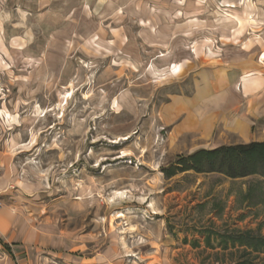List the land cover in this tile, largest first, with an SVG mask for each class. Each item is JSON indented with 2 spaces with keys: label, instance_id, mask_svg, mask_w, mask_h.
Wrapping results in <instances>:
<instances>
[{
  "label": "rangeland",
  "instance_id": "rangeland-1",
  "mask_svg": "<svg viewBox=\"0 0 264 264\" xmlns=\"http://www.w3.org/2000/svg\"><path fill=\"white\" fill-rule=\"evenodd\" d=\"M235 48L264 59V0H0L1 207L45 235L0 260H263L262 177L162 172L194 147L164 104Z\"/></svg>",
  "mask_w": 264,
  "mask_h": 264
},
{
  "label": "crops",
  "instance_id": "crops-1",
  "mask_svg": "<svg viewBox=\"0 0 264 264\" xmlns=\"http://www.w3.org/2000/svg\"><path fill=\"white\" fill-rule=\"evenodd\" d=\"M240 51L235 48L233 57L221 60L222 66L204 71L189 94L171 95L164 104L162 120L169 127V136L184 146L186 140L192 141L189 144L194 147L187 153L264 141V59L241 57ZM2 188L6 185H0ZM14 210L10 204L0 207V245L8 249L10 244L44 238ZM9 255L0 264H17Z\"/></svg>",
  "mask_w": 264,
  "mask_h": 264
},
{
  "label": "trees",
  "instance_id": "trees-1",
  "mask_svg": "<svg viewBox=\"0 0 264 264\" xmlns=\"http://www.w3.org/2000/svg\"><path fill=\"white\" fill-rule=\"evenodd\" d=\"M186 171L216 172L230 178L258 175L264 179V141L197 149L192 153L177 155L170 165L162 168L165 177ZM240 235L249 239L243 242L241 247L248 245L254 253L264 254V237L244 236V233ZM250 255V252L242 253L234 264H264V259L257 263L254 261L257 256L251 259Z\"/></svg>",
  "mask_w": 264,
  "mask_h": 264
},
{
  "label": "bare ground",
  "instance_id": "bare-ground-1",
  "mask_svg": "<svg viewBox=\"0 0 264 264\" xmlns=\"http://www.w3.org/2000/svg\"><path fill=\"white\" fill-rule=\"evenodd\" d=\"M123 216H124L123 213H118V214L116 215V218H120V217H123Z\"/></svg>",
  "mask_w": 264,
  "mask_h": 264
},
{
  "label": "built area",
  "instance_id": "built-area-1",
  "mask_svg": "<svg viewBox=\"0 0 264 264\" xmlns=\"http://www.w3.org/2000/svg\"><path fill=\"white\" fill-rule=\"evenodd\" d=\"M0 207H1V200H0Z\"/></svg>",
  "mask_w": 264,
  "mask_h": 264
}]
</instances>
